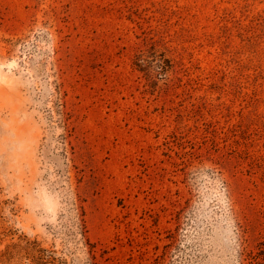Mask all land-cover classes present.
<instances>
[{"label": "rangeland", "instance_id": "374dc122", "mask_svg": "<svg viewBox=\"0 0 264 264\" xmlns=\"http://www.w3.org/2000/svg\"><path fill=\"white\" fill-rule=\"evenodd\" d=\"M27 240L264 264V0H0V251Z\"/></svg>", "mask_w": 264, "mask_h": 264}, {"label": "trees", "instance_id": "16d2710c", "mask_svg": "<svg viewBox=\"0 0 264 264\" xmlns=\"http://www.w3.org/2000/svg\"><path fill=\"white\" fill-rule=\"evenodd\" d=\"M15 255L26 258V264H67L55 250L43 247L37 240H27L23 245L8 246L6 250L0 251V263L4 262V258H13ZM92 264L96 263L93 261Z\"/></svg>", "mask_w": 264, "mask_h": 264}]
</instances>
